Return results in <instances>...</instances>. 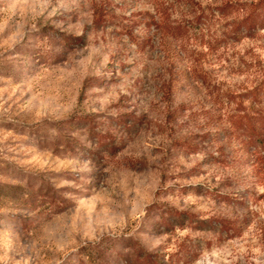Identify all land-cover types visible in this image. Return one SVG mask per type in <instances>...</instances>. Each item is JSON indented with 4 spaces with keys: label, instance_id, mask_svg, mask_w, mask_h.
<instances>
[{
    "label": "rangeland",
    "instance_id": "rangeland-1",
    "mask_svg": "<svg viewBox=\"0 0 264 264\" xmlns=\"http://www.w3.org/2000/svg\"><path fill=\"white\" fill-rule=\"evenodd\" d=\"M254 1L0 0V264H264Z\"/></svg>",
    "mask_w": 264,
    "mask_h": 264
},
{
    "label": "trees",
    "instance_id": "trees-1",
    "mask_svg": "<svg viewBox=\"0 0 264 264\" xmlns=\"http://www.w3.org/2000/svg\"><path fill=\"white\" fill-rule=\"evenodd\" d=\"M239 8H243L245 13L239 20L233 22V34L252 37L257 31L264 29V0H256L247 4H226L221 6L219 11L231 13ZM237 98H239V103L249 100L256 106L250 114L243 112L234 124L239 134L245 139L247 154L262 165L264 164V77L253 88L238 94ZM185 148L189 147L185 146Z\"/></svg>",
    "mask_w": 264,
    "mask_h": 264
}]
</instances>
